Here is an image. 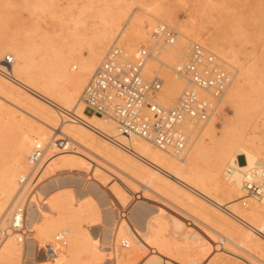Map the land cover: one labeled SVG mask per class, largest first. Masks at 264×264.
Wrapping results in <instances>:
<instances>
[{
    "label": "bare ground",
    "instance_id": "bare-ground-1",
    "mask_svg": "<svg viewBox=\"0 0 264 264\" xmlns=\"http://www.w3.org/2000/svg\"><path fill=\"white\" fill-rule=\"evenodd\" d=\"M133 1L135 2V0ZM139 1H136V3ZM158 1L152 0L148 4L139 2L140 9L137 8L142 11V14L148 16L147 18H143L145 16L142 15H130L129 8H115L106 18L103 12L101 18L102 16L104 18H99L102 20L101 27L97 25L99 28L92 32H84L85 29L75 32V42H65L67 45L65 44L63 47L61 45L52 46L51 43L54 41L51 39L52 42H49L51 45L45 43L46 45L39 46L40 48H37L38 45L35 46V41L31 42L30 39L20 41L10 38L6 41L7 38H5V41L0 43V59L6 58L8 53H11L14 58V63L8 68L12 78L0 74V96L10 104L12 103V105L14 104L22 109V112H27L40 121H33L32 123L25 119L27 121L20 122L18 135H14L16 132L12 133L15 136L14 141L11 140L13 146L12 144L11 147L9 144L7 146L9 149L12 148V151L9 155L11 159L7 156L10 160L6 161L4 159L6 162L4 161L3 166H0L2 167L0 169V226L4 227L9 219L10 210L19 188V181L29 169V156L32 149L37 143L46 144L47 147L46 157L38 170V178L36 179V181L41 179L39 180L41 182H38L41 186L37 191H33L35 192L34 195L31 193V201L27 206L25 221L30 233L26 238L25 246L23 247V244L17 242L16 237L7 238L0 244V264H139L141 262H143L142 264H219L218 258L222 256H220V253L235 254L237 250L234 251L233 248H238L250 256V258L246 257V261H242L245 264H264V144L258 142L259 140L246 130L252 119H256V117L251 114L252 118L249 112L251 111L249 110L250 106L254 105L252 104L253 98L250 99L251 102L249 101L248 104L247 101H244V103L243 99H247L246 95L249 94H246L244 98L242 96L245 84L247 86L250 84L251 91H257V85L260 81L263 82V79L260 80L263 76L259 77L257 71L252 69L253 67L250 68L252 65L249 67L248 64L247 68L241 67L240 64L236 66V73H233L234 77L226 94V100L232 104L230 106H233V114L229 117L226 116L227 119H223L225 121L222 120V116L223 123L220 131L216 125L217 111L201 127L202 136L207 137L209 142H206L205 138L198 140L196 139L197 136L196 138L193 137L200 132V129H192L189 144H186L179 155L163 152L140 138L126 137L120 134L117 125L110 118L101 117L94 113L86 114L87 111L81 101L84 87L102 62L115 36H120V44L128 57L130 54L134 56L137 51L135 48L141 42L151 41V39H147L148 35L152 33L151 30L161 29L162 31L169 28L162 25L161 22L159 23L162 26L155 25L154 20L177 21L174 14L169 11L170 8L168 9L167 6L163 5L165 1L162 3V0ZM119 3V7H122V4ZM196 3L198 2L196 1ZM203 8L205 10V7H201V9L192 7L190 19L186 22H177L176 25L181 31L178 30V32L173 29L178 33L177 42L174 45L163 43L155 45V58L148 61L144 68L146 77L162 72L164 85L158 94V98L160 104L166 107L173 106L176 103L185 87L184 82L170 72H173L174 65L186 61V58L183 60L184 54L186 57L189 55V50L188 53L187 50L185 52L181 45L187 49L189 44L206 39L211 51L221 53L223 59L226 57L234 63V55L237 56L235 54L237 51L233 52L235 49L232 50L228 47V52V48L223 50L217 46L214 38L217 29H211L212 24L216 23L211 16L206 14L209 8L205 10L206 12ZM44 9L41 10L45 12ZM46 9L48 10V8ZM109 9L111 8L107 10ZM64 12L61 15V12H59L61 18ZM69 12L71 15L73 11L69 10ZM101 12L98 13L101 14ZM35 13L33 12V14ZM56 13L54 11L55 15ZM95 14L93 15L95 16ZM93 15L92 17H94ZM1 17L4 19L5 16ZM51 19L49 21L52 22ZM145 19L150 23L149 26L144 25ZM77 21L74 19V24H77L76 27L80 25L75 23ZM235 23L237 24V22ZM209 24L212 26L209 27ZM81 25L83 26V24ZM232 26L231 28L234 29ZM50 27L52 29V26ZM146 27L151 28V33L146 30ZM257 27H260V25ZM257 27L255 24L254 29L258 30ZM51 29H49V32ZM73 29L76 30V28ZM34 30L32 31L37 35L40 33H38V29L34 28ZM117 31L119 32L116 33ZM46 32L45 34H47ZM49 32L44 38L46 42L49 41L48 38H51L48 35L53 38L59 35L53 36L55 33L52 32L51 35V32ZM30 33L26 35L30 36ZM64 34L67 33L64 32ZM74 35L72 34V36ZM250 35H252V32ZM262 35L260 34V36ZM221 37L223 39V36ZM31 38H33L32 40L35 39V37ZM36 38H39V35ZM60 38L63 39V36ZM60 38H57V40L59 44H63V42L60 43ZM65 38L66 36H64ZM241 38L248 40L247 37ZM69 39L67 40L69 41ZM254 39H257L255 34ZM43 41L40 40V43ZM254 41H256L255 45L260 43V39ZM254 41H252V44ZM262 41L264 43V40ZM145 42L144 44H146ZM230 43L229 41V45ZM79 44L89 46L87 55L81 54L83 53V50L80 51L82 46H79V50L78 47L76 48V45ZM258 51L261 52V50ZM254 59H257V57H254ZM71 61L78 64L79 70L74 71L73 65L70 64ZM255 62L256 60H254ZM241 65L243 66V64ZM255 68L257 67L255 66ZM261 68L264 70V66ZM261 68L259 73L262 71ZM248 88L250 87L248 86L246 89L248 90ZM252 94L254 93L252 92ZM255 94L258 95L259 93ZM250 96L247 97L250 98ZM257 97H255V101ZM261 97L260 99H262ZM260 99L257 101L261 102ZM2 102V104H7L4 101ZM2 104L0 105L2 106ZM256 108L258 110L259 105ZM10 109L9 111H12L13 107ZM253 109L255 110L254 107ZM2 111L4 114V109ZM21 111L17 110L19 115ZM251 112L255 113L256 111ZM4 118L8 117L5 116ZM4 118H1L3 120L0 121H4ZM30 118L32 119V117ZM60 120L61 123H59ZM255 126L254 121V129L257 127ZM4 127H6L5 124ZM9 128H12V126ZM8 133L11 134V131ZM192 137L195 139L190 142ZM66 138L70 139L75 145L77 144V147L72 148L71 144L62 149H56L55 142ZM4 143L1 146L5 148ZM6 143H10L9 140ZM93 156L99 161H96ZM92 161H95L99 166L92 164ZM90 168L93 171L92 177L94 180L90 181L91 179L89 180L87 178L89 176L86 175L89 183L85 184L83 173ZM104 168L115 170L118 172L117 176L120 174L118 178L121 182L115 181L116 179L113 178L115 182L108 190L121 205L127 201L131 194L142 191V196L137 195L135 198L131 196L132 202L129 208L126 206L128 208L126 209L127 213L133 204L140 203L147 206L144 215L139 219L140 221L133 223L126 216L127 219L122 218L123 220H120L116 226L115 223L108 222L110 217L115 220L113 217L115 210L112 209L113 207H108L109 203L113 201L107 202L109 195L99 184V182L102 184V181L104 183L109 176H112ZM101 170L104 174L98 178L97 173ZM40 177H44V179L42 180ZM249 183H253L259 188V194H248ZM143 192L151 196L154 194L153 196L158 197L162 203L158 205L151 204L145 200L149 196L143 195ZM40 196H42V200ZM243 197L248 198L250 201V206L247 209L239 207V199ZM187 217L196 221L200 227L193 221L192 223L187 222ZM133 218L136 219L134 215ZM102 223L105 224L101 228L103 238L101 237L102 241L99 242V237H94L89 228ZM109 225H113L115 228L109 229L106 227ZM64 231L67 232L69 245L62 249L57 258L48 259L43 257V254L39 255L40 257H35L36 247L48 244L49 242H46L48 237L53 238L56 234ZM53 233L56 234L53 235ZM216 238H219L218 241ZM221 241L223 245L226 243L227 246L217 247V244ZM119 242H127L128 247L131 246V249L127 251L118 250L116 244ZM107 249L111 250L107 251ZM148 250H150L151 255L143 260L142 258ZM125 252L127 255L124 257ZM235 261H230L229 264H239L241 260H238V263Z\"/></svg>",
    "mask_w": 264,
    "mask_h": 264
},
{
    "label": "built area",
    "instance_id": "built-area-1",
    "mask_svg": "<svg viewBox=\"0 0 264 264\" xmlns=\"http://www.w3.org/2000/svg\"><path fill=\"white\" fill-rule=\"evenodd\" d=\"M151 35V34H150ZM152 45L139 44L135 59H130L117 36L102 62L84 87L81 101L89 114L112 119L120 134L137 137L157 149L179 155L188 143L191 132L199 130L219 110L233 80L232 68L227 62L200 43H192L185 62L173 69L185 87L173 106L159 102L158 94L164 84L158 73L146 77L144 68L155 58V45H174L178 33L165 28L156 29ZM14 63L13 56L4 59L0 74L12 78L8 68ZM3 67V69H2ZM70 143V144H69ZM71 145L70 141L55 142L57 149ZM47 154V147L37 143L29 156V170L20 179L19 188L4 227L0 226V244L9 237L25 243L30 233L26 225V213L36 176ZM259 188L248 184V194H259ZM247 204L243 201V205ZM67 245V232L56 234L51 242L38 247L48 259L59 256ZM128 247L127 242L122 243Z\"/></svg>",
    "mask_w": 264,
    "mask_h": 264
},
{
    "label": "rangeland",
    "instance_id": "rangeland-1",
    "mask_svg": "<svg viewBox=\"0 0 264 264\" xmlns=\"http://www.w3.org/2000/svg\"><path fill=\"white\" fill-rule=\"evenodd\" d=\"M136 1H139V0H135V2L133 1V0H0V15L1 16H5L4 17V19L0 16V43L1 42H4L5 40L7 41V40H10V38H15V39H18V40H26V41H28L29 39L31 40V42L33 41H35V46L37 47V45H38V47L37 48H40L39 46H43L45 43L48 45V43L50 42H52V41H54V42H52L51 44H53L52 46H54V47H56V46H60L61 45V47H63L66 43L65 42H68V43H73V42H75V35H74V33L75 32H80V31H82V30H84V32H86V31H89V32H92V31H94V30H96V29H98L99 27L97 26V25H99L100 27H101V24H102V20L101 19H103L104 18V16H105V18L108 16V14L110 13H112L114 10H115V8L117 9V8H129L130 9V12H128V13H130V15H134V16H137V15H142V16H145V17H143V18H147L148 16H146V15H144V14H142V11L141 10H139L140 9V7H139V2H142V4H148V3H150V1H152V0H145V2L143 3V1L144 0H140L139 2H137L136 3ZM154 1H156V0H154ZM158 1V0H157ZM161 1V0H160ZM163 1H165V2H163ZM196 1L198 2V3H200V4H198V3H196ZM35 2V3H34ZM38 4H37V3ZM120 2V3H119ZM133 2V3H132ZM159 2V1H158ZM165 3V4H163L164 6H167V8L169 9L170 8V12H172L173 14H174V16H175V18H176V20L177 21H173V22H168V21H166V20H164V19H159V21H157V20H154V24L155 25H160V26H162V25H165V26H168L170 29L172 28V29H174L175 31H178L179 29H178V26L176 25L177 24V22L179 21V22H186V21H188L189 19H190V16H191V9H192V7L193 8H196V7H199V9H201V7H205V10L207 9V8H209V9H207V12L204 10V8H203V10H204V12H206V14H207V16L209 15V16H211L212 18H213V20H214V22L216 23V24H209V27H211V29H213V30H216V32H215V36H214V38H215V40H216V43H217V46H219V48L221 49H223V50H225V48L227 49L228 47L229 48H231L232 50L233 49H235L233 52H235V51H237V52H235V54H237V56H235L234 55V57H235V61H234V63L231 61V60H229V59H227L226 57H224V59L222 58V54L220 53L219 54V52H216V51H212L213 53H215L218 57H220L221 59H223V60H225L226 62H227V64H229V66L232 68V73H236V71H235V69H236V66L237 65H239L240 64V66L241 67H243V68H247L246 66L248 65L250 68H252V69H255V71H257V75L260 77V76H263L262 78H260V80L261 79H263V82L261 83V81H260V83H261V85H260V83L257 85V91H251L252 90V88H251V86H250V84H248V86L250 87V88H248V90L246 89L248 86H247V84H245L244 85V88H243V90H242V96H243V98L245 97V95L246 94H249V95H246V98L247 99H243V102L244 101H247L248 102V104H249V101H250V99H252V104H254L253 106H250L251 108L249 109V110H251V111H256L257 112V114H256V112L255 113H252L251 111H249L250 112V116L253 118V116L251 115V114H254V116L256 117V119H252V121H251V123L249 124V127L247 128L246 127V130L248 131V133H250L252 136H254V137H256V139L257 140H259L258 142H261V143H263L264 144V102H262V101H264V72L262 73V71H264L263 70V68H261V67H263L264 66V51H263V54H262V50H264V43H263V41L262 40H264V34L262 35V33H264V0H162L161 1V3ZM118 3L121 5L122 4V7H119V5H118ZM130 3H132V4H130ZM136 3V4H135ZM41 4V5H40ZM196 4H197V6H196ZM37 5V6H36ZM42 5H44V6H42ZM45 5H46V7H45ZM52 5V6H51ZM133 5V6H132ZM137 5V6H136ZM124 6V7H123ZM171 6V7H170ZM45 9H44V8ZM54 7V8H53ZM139 9H138V8ZM44 9V11L45 12H43V10H41V9ZM46 8H48V10L46 9ZM50 8H52L51 10H50ZM63 10H62V9ZM65 8H66V10H65ZM68 8V9H67ZM79 8V9H78ZM83 8V9H82ZM86 9V11H85V9ZM92 9L91 11H90V9ZM108 8H111V9H109V10H107ZM134 8V9H133ZM35 9V10H34ZM39 9H40V11H39ZM54 9H58L59 10V12H61L60 13V15L64 12V15H63V17L61 18V16L59 15V12H57L58 10H54ZM81 9V10H80ZM136 9V10H135ZM211 9V10H210ZM38 10V11H37ZM60 10H62V11H60ZM69 10L71 11H73L72 13H71V15H70V12H69ZM79 10V11H78ZM83 10V11H82ZM96 10V11H95ZM113 10V11H112ZM221 10V11H220ZM35 11H36V13H35ZM42 11V12H41ZM48 11V12H47ZM54 11H55V13H56V15L54 14ZM92 13H90V12ZM94 13H93V12ZM102 11V12H101ZM109 11V12H108ZM129 11V10H128ZM210 11V12H209ZM33 12L35 13V14H33ZM67 12V13H66ZM80 12H86V13H83V14H81ZM95 12H97L96 14L97 15H99V16H97L96 14H95ZM101 12V14H99V13ZM104 12V16H102V18H101V15H103L102 13ZM107 12V13H106ZM132 12H134L133 14H132ZM139 12H141V13H139ZM46 13V14H45ZM47 13H49V14H51V15H49V14H47ZM66 13V14H65ZM79 13V14H78ZM212 13H213V15H212ZM38 14H39V16H38ZM53 14H54V16H53ZM93 14H95V16L93 15ZM107 14V15H106ZM70 15V16H69ZM81 15V16H80ZM87 15V16H86ZM92 15L94 16V17H92ZM48 16V17H47ZM56 16V17H55ZM50 17H52L53 19H51ZM57 17H60L59 19L57 18ZM97 17V18H96ZM38 18V19H37ZM51 20H53L52 22L51 21H49L50 19ZM57 18V20H55ZM78 18V19H77ZM81 18V19H80ZM99 18H101V19H99ZM218 18H220V19H218ZM49 19V20H48ZM74 19L77 21V20H79V21H77V22H75V23H78V24H80V25H78L79 26V28H78V26L76 27V25L74 24ZM98 19V20H97ZM224 21H223V20ZM58 20H60L59 22H58ZM65 20V21H64ZM101 20V22L99 23V21ZM146 20V19H145ZM161 20V21H160ZM219 20V21H218ZM221 20V21H220ZM61 21H62V23H61ZM80 21H81V23H80ZM148 20H146V22L144 23V25L145 26H149L150 25V23L149 22H147ZM219 23H217V22ZM3 22V23H2ZM48 22H50L51 23V25H50V23L49 24H47ZM65 22V23H64ZM98 22V23H97ZM159 22H161L162 23V25H161V23H159ZM235 22H237V24L235 23ZM239 22V23H238ZM240 22H241V24H240ZM36 23H37V25H36ZM149 23V24H148ZM244 23V24H243ZM256 24V27L257 26H259L260 25V27H257L258 28V30H256V28L254 29V27H255V24ZM47 24V25H46ZM67 24V25H66ZM81 24H83V26L81 25ZM233 24H236L235 26L233 25ZM240 24V25H239ZM243 24V25H242ZM246 24V26H244ZM44 25H46V26H44ZM52 26V29H51V27L50 26ZM71 26V27H73L74 25V27L73 28H76V30H79V31H76L75 29H73V28H71V27H69V26ZM218 25H221V26H218ZM233 25V26H232ZM238 25L240 26V28L238 27ZM253 25V26H252ZM30 26V27H29ZM61 26H63V27H61ZM67 26V27H66ZM97 26V27H96ZM218 26V27H217ZM231 26L235 29H232L231 28ZM252 26V27H251ZM31 28V29H29V28ZM45 27V28H44ZM49 27V28H48ZM61 27V28H60ZM69 27V28H68ZM84 27V28H83ZM93 27H95V28H93ZM151 27V26H150ZM214 27V28H213ZM237 27H238V29H237ZM245 27V28H244ZM250 27V28H249ZM263 27V28H262ZM34 28L35 29H38V35H39V38H36V37H38V35H37V33H35L34 31ZM65 28H66V30H65ZM71 28V29H70ZM152 29H153V27H151ZM151 28H149V27H146V30H149V33H151V31H152V33L155 31V29H153V30H151L150 31V29ZM249 30H248V29ZM27 29H28V31H27ZM49 29H51V33L49 32ZM62 29V30H61ZM69 29V30H68ZM72 29H73V31H72ZM87 29V30H86ZM241 29V30H240ZM242 29H244V30H242ZM245 29H246V32H245ZM261 31H260V30ZM29 30H31V31H29ZM32 30H34V31H32ZM54 30V31H53ZM58 32H56V31ZM64 30V31H63ZM91 30V31H90ZM158 30H160L161 31V29H158ZM237 30H238V32H237ZM37 31V30H36ZM47 31V32H46ZM60 31V32H59ZM180 31V30H179ZM178 31V32H179ZM219 31V32H218ZM234 31V32H233ZM239 31H240V34H239ZM241 31H244V32H242L241 33ZM250 31V32H249ZM253 31H254V33H253ZM259 31V32H258ZM263 31V32H262ZM31 32V33H30ZM44 33V35H43V33ZM45 32L48 34V32L52 35L53 33L52 32H54L55 34H53V36H55L56 34H59V35H56L57 37L54 39L52 36H50V35H48L49 37H51V38H48V40L49 41H45L44 40V38H46V35L47 34H45ZM64 32L65 33H67L66 35L64 34ZM73 32V33H72ZM119 31H117L116 33H118ZM181 32V31H180ZM236 32V33H235ZM251 32H252V35H250L251 34ZM28 33H30V36L31 37H35V39H37V40H32L33 38H31L29 35L27 36L26 34H28ZM42 33V34H41ZM70 33V34H69ZM152 33H151V35H152ZM237 33H238V35H237ZM256 33H258V34H256ZM34 34V36H32V35ZM40 34H41V36H44V37H41L40 36ZM62 34V35H61ZM70 36H69V35ZM72 34L74 35V36H72ZM219 34V35H218ZM243 34H245V35H243ZM247 34V35H246ZM254 34H255V38H257V39H254ZM260 34L263 36H260ZM68 35V36H67ZM116 35V34H115ZM242 35V36H241ZM26 36H27V38H26ZM59 36V37H58ZM63 36V39H61L60 37H62ZM64 36H66V40L68 39V38H70L69 39V41L67 40H65L64 39ZM72 36V37H71ZM117 36V35H116ZM116 36H115V38H116ZM221 36H223V39H222V37ZM247 37V39L248 40H245V39H242L241 37H243V38H246ZM248 36H250V37H248ZM257 36H259V37H257ZM41 37V38H40ZM150 37V38H149ZM5 38H7V39H5ZM57 38L59 39L60 38V43L61 42H63V44H59V41L57 40ZM205 38V37H204ZM226 38V39H225ZM250 38V39H249ZM252 38H253V40H252ZM260 39V41H259V39ZM263 38V39H262ZM2 39H3V41H2ZM5 39V40H4ZM52 41H51V40ZM72 39V40H71ZM147 39H151V41L150 40H146V42L145 41H143V42H141L140 44H144V42L146 43V45H152V42H153V40H152V37L150 36V34L148 35V38ZM229 39H231V40H229ZM23 40V41H24ZM40 40L41 41H43L42 43H40ZM55 40H57V41H55ZM62 40H64V41H62ZM205 40V41H204ZM226 40V41H225ZM254 41V40H257V41H259L260 43H256V45H259V46H256L255 45V42L256 41H254V46H256V47H254L253 46V44H252V41ZM114 41V40H113ZM194 41H196L195 39H194ZM229 41L231 42L230 43V45H229ZM30 42V41H29ZM39 42V43H38ZM186 42V41H185ZM196 42H198V43H200V44H202L203 46H205V47H207L208 49H210V46H209V44H208V41L206 40V39H203L202 41H200V40H198V41H196ZM38 43V44H37ZM49 43V44H50ZM55 43H58L57 45L55 44ZM34 44V43H33ZM45 44V45H46ZM50 44V45H51ZM262 44V45H261ZM67 45V44H66ZM85 45L86 44H84L83 46L81 45V44H79V45H76V48L79 50L80 49V47L82 46V49H80V51H82L83 53H81L82 55H87L88 54V50H89V46L88 45H86V48H85ZM227 45V46H226ZM80 46V47H79ZM189 47V49L187 48L186 49V47H184V46H182L181 45V47L182 48H184V50H185V52H186V50H187V53H188V50H189V52H190V48H191V44H189L188 45ZM231 46V47H230ZM234 46V47H233ZM260 46H261V48H260ZM84 47V48H83ZM138 47V46H137ZM137 47L135 48L136 50H137ZM224 47V48H223ZM236 47V48H235ZM42 48V47H41ZM229 48L227 49V51L229 50ZM256 50H255V49ZM258 48H260V49H258ZM211 50V49H210ZM258 50H261V52L260 51H258ZM257 51V52H256ZM87 52V53H86ZM229 52V51H228ZM260 53H261V55H260ZM220 55V56H219ZM8 56H13L11 53H8ZM135 56H136V52H135V54H134V56L133 55H131L130 54V56H129V58L130 59H135ZM253 56V57H252ZM263 56V57H262ZM188 57V56H187ZM187 57H186V55L184 54V58H183V60L186 58L187 59ZM254 57L256 58L257 57V59H254ZM261 58V60H260V58ZM236 58H237V60H236ZM4 57L3 58H1L0 60V66H3L4 65ZM3 60V61H2ZM250 60V61H249ZM253 60V61H252ZM254 60H256V62L254 63ZM258 60H260V61H258ZM230 62V63H229ZM238 63V64H236V63ZM74 63V64H73ZM76 62L75 61H71V63L70 64H72L71 66H72V68H74V71H77V70H79V66H78V64H75ZM246 63V64H245ZM256 64L255 66L257 67V68H255V66H254V64ZM258 63V64H257ZM180 63H178V64H176L177 66L179 65ZM182 64V63H181ZM241 64H243V66L241 65ZM176 65H174L175 67H176ZM259 65V66H258ZM263 65V66H262ZM78 66V67H77ZM233 66V67H232ZM77 67V68H76ZM174 67V68H175ZM248 67V68H249ZM262 69V71H260V73H259V69ZM166 70V69H165ZM168 70V69H167ZM166 70V71H167ZM165 72V71H164ZM169 72V71H168ZM172 74H174V72H172V71H170ZM261 74V75H260ZM160 76H161V78L163 79V75H162V72H160V74H159ZM147 77H150V76H147ZM234 77V76H233ZM163 81H164V79H163ZM164 85V84H163ZM263 85V86H262ZM162 88H163V86H162ZM251 89V90H250ZM245 90V91H244ZM260 90H261V92H260ZM246 91H247V93H246ZM249 92V93H248ZM251 92V93H250ZM252 92L255 94V93H259L258 95L257 94H252ZM244 94V95H243ZM252 97H251V96ZM227 96V95H226ZM250 96V98H248V97ZM257 96H260L262 99H260V97H257ZM255 97H257L256 98V101H255ZM0 98H1V102H0V104H2L3 102L2 101H4L5 103H7V104H2V106L0 105V114H2V115H0V117L1 118H4L5 116L6 117H8V118H4V121H0V160H2V161H0L1 163H0V166H3V164H4V161L6 160V161H9L11 158V156H9V155H11V149H9L7 146H9L10 145V147H11V144H12V146H13V143H11L12 141H14V139H15V136H17L18 134V132H19V124H21L20 122H23L25 119H27L29 122H32L33 123V121L35 122V121H37V122H40L39 120H37L35 117H33V116H31V115H29L27 112H22L23 110L22 109H20V108H18L17 106H15L14 104L12 105V103L10 104V102H7V100L6 99H4V98H2L1 96H0ZM249 99V100H248ZM260 99V101L261 102H259V101H257V100H259ZM9 100V99H8ZM253 101H255L256 102V104H255V102H253ZM246 102V103H247ZM251 102V101H250ZM258 102V103H257ZM245 103V102H244ZM262 103V104H261ZM251 104V103H250ZM261 104V105H260ZM230 105H232V104H230L227 100H226V97H225V99H224V102H223V104L220 106V108H219V110H218V113H217V117H218V119L216 120V125H217V127H218V130L220 131V129L222 128L221 126H222V120L223 119H227V117H229L231 114H233V106H230ZM257 105V106H256ZM258 105H259V108H258V110H257V108L256 107H258ZM263 105V106H262ZM13 107V109H12V111H9V109L11 108V107ZM15 107V108H14ZM17 107V108H16ZM253 107L255 108V110L253 109ZM262 107V108H261ZM2 109H4V114H3V111H2ZM18 111H21V113H20V115H19V112H17V110ZM253 109V110H252ZM11 110V109H10ZM2 111V112H1ZM12 112V113H11ZM16 113V115H15V113ZM6 113V114H5ZM10 115H9V114ZM22 113H24V115L25 116H27V115H29V116H27V117H25L24 115H22ZM27 113V114H26ZM85 113V112H84ZM261 113V114H260ZM11 114H13L12 116H11ZM86 114H88V115H90L89 113H87L86 112ZM222 114V115H221ZM259 114H260V116H259ZM22 115V116H21ZM224 115H225V117H224ZM263 115V116H262ZM15 116V117H14ZM25 118H24V117ZM222 116H223V118H222ZM227 116V117H226ZM259 116V117H258ZM10 117V118H9ZM22 117V118H21ZM30 117H32V119L30 118ZM216 117V118H217ZM254 117V118H255ZM0 118V120H3V119H1ZM11 118H14L13 120L11 119ZM17 118H19V119H22V120H17ZM29 118H30V120H29ZM221 118H222V120H221ZM259 120H258V119ZM34 119V120H33ZM60 119V118H59ZM6 120V121H5ZM8 120V121H7ZM10 120V121H9ZM27 120H25V121H27ZM19 121V122H18ZM219 121V122H218ZM221 121V122H220ZM223 121H225V120H223ZM254 121H255V125L257 126H255L256 127V129H254ZM257 121V122H256ZM3 123V124H2ZM14 123V124H13ZM59 123H61V120L59 121ZM257 123V124H256ZM263 123V124H262ZM4 124H5V126L6 127H4ZM1 125H3L2 127H1ZM12 126V128H9V127H11ZM203 127V126H202ZM8 128H9V130H8ZM13 128H14V131H13ZM3 129V130H2ZM5 129H7V130H5ZM12 129V130H11ZM200 130V132L199 133H197L196 135H194L193 137H195L196 138V136H197V138L196 139H200V138H205V141L206 142H209V140H207L208 138L207 137H204V136H202L203 134L201 133V128H199ZM203 129V128H202ZM11 131V134L10 133H8V132H10ZM18 131V132H17ZM5 132H7V133H5ZM15 133L14 135L15 136H13L12 135V133ZM53 132H55V131H53ZM52 133V132H51ZM58 133V132H57ZM5 134H7V135H5ZM53 134V133H52ZM9 135V137L7 138V136ZM256 135V136H255ZM13 136V137H12ZM11 137V138H10ZM191 138L192 140H190V142L191 141H193V139H195V138ZM3 138V139H2ZM3 141H2V140ZM6 140V141H5ZM8 140H9V142L10 143H6V142H8ZM12 140V141H11ZM65 140H67V141H70V139H68V138H66ZM201 140V139H200ZM6 144H5V143ZM34 142H37V141H34ZM71 142V141H70ZM205 142V143H206ZM2 143H4L3 145H5V148L3 147V146H1V144ZM9 144V145H8ZM71 147L72 148H75V147H77V144L75 145V143H73V142H71ZM187 144H189V141H188V143ZM207 144V143H206ZM44 145H46V144H44ZM1 147H3V148H1ZM7 147V148H6ZM3 149V150H2ZM57 149V148H56ZM80 150L82 149V148H79ZM6 152H5V151ZM4 152V154H3V152ZM10 158H8V157ZM8 158V159H7ZM93 158L96 160V161H99L96 157H94L93 156ZM5 159V160H4ZM5 161V162H6ZM28 163V162H27ZM92 164H95V165H98L99 166V164H97L95 161H92ZM2 167H0V169H1ZM106 168H104V170H105ZM29 170V169H28ZM89 171V172H88ZM88 171H84V173H83V178H84V181L86 182L85 184H87V183H89V180L90 181H92V180H94V178L92 177L93 176V171H91V168L88 170ZM108 174H110V175H112V176H109V178L107 179V180H105V182L103 183V181H102V184L99 182V184H100V186H101V188L103 189V190H105V191H107V195H109L108 197L109 198H107V199H109V200H107V202L108 201H113V202H111V203H109V206L108 207H113L112 209L113 210H115L114 212V215H113V217H114V219L116 220V222H115V220H113L112 219V217H110L108 220V222H113V224L115 223V226L116 225H118V223H119V221L120 220H126L127 219V217L126 216H128V218L130 219V221L131 222H133V223H136V222H138V220L142 217V215H144V213H145V209L147 208V206L146 205H142V204H140V203H137V204H133L131 207H130V209L128 210V213H127V210L126 209H128L129 208V206H130V204H131V202H132V197L133 198H135V196H137V195H139V196H142L141 194H142V191L140 190V192L139 193H134L133 195L131 194L129 197H128V199H127V201L123 204V205H121L120 203H118V201L115 199V197L111 194V192L108 190L109 188H111L110 186L111 185H113L114 184V182L115 181H119V182H121V180H120V178H118V177H120L119 175L117 176V173L118 172H116L115 170H111V168L110 169H106L105 170ZM114 171V172H113ZM28 172V171H27ZM27 172H25V173H27ZM89 174H88V173ZM92 173V174H91ZM116 173V174H115ZM91 174V175H90ZM103 174H104V172L101 170L99 173H97V177L98 178H100V177H102L103 176ZM85 175V176H84ZM89 176V177H87V176ZM38 176H36V178H37ZM89 179H87V178ZM40 178H42V180L44 179V177H40ZM93 178V179H92ZM116 179L115 181H114V179ZM86 179V180H85ZM39 180H41V179H39ZM36 181L35 182V184H34V186H36L37 185V187L36 188H34V190L33 191H37L38 189H39V187L41 186V184H39L38 182H41V181ZM88 181V182H87ZM108 186V187H107ZM139 189H142V188H140V187H138ZM72 189V188H71ZM109 192V193H108ZM33 193V195L35 194V192H32ZM144 194L143 195H145V196H149V198L148 199H145L146 201H148V202H150L151 204H159V203H162L161 202V200L158 198V197H156V196H153L154 194H152V196L151 195H149V194H147L146 192H143ZM113 196V197H112ZM132 196V197H131ZM41 197V200L43 199L42 198V196H40ZM153 199V200H152ZM243 201H246L247 202V204L244 206L243 205ZM117 202V203H116ZM249 200H248V198H246V197H243V198H240L239 199V207L240 208H242L243 207V209H247L249 206H250V204H249ZM126 204V205H125ZM116 206L115 208H114V206ZM136 205V206H135ZM128 208H127V207ZM134 206V207H133ZM142 207H145V208H142ZM138 210V211H137ZM143 211V212H142ZM138 212V213H137ZM124 213V214H123ZM117 214V215H116ZM119 214V215H118ZM132 214V215H131ZM133 215L136 217V219L135 218H133ZM117 216H118V218H117ZM130 216V217H129ZM123 218V219H122ZM188 219H187V222H190V223H192V221H193V223H196V225H198L197 224V222L196 221H194V220H192V218H190V217H187ZM140 221V220H139ZM110 222V223H111ZM105 225V224H104ZM104 225H103V223L101 224V225H97V226H92V227H90L89 228V230L92 232V234L94 235V237H97L98 238V241L100 242V241H102V238H103V234H102V227H104ZM111 226V227H110ZM115 226L113 227V225H109V226H106V227H108L109 229H111V228H115ZM194 226V225H193ZM199 227H200V225H198ZM203 226H201V228H202ZM195 228H196V226H195ZM202 229H204V228H202ZM56 233H53V235H55ZM96 234V235H95ZM34 235L37 237V235L34 233ZM101 235V236H100ZM102 237V238H101ZM38 238V237H37ZM54 238V237H53ZM53 238L52 237H48L47 238V240H46V242L48 241V242H51L52 240H53ZM217 239V241H218V239L219 238H216ZM38 240H39V238H38ZM50 240V241H49ZM120 243V244H119ZM119 243H117L116 244V246H117V248H118V250L119 249H121V250H123V251H127V250H129V249H131V246H129L128 248L127 247H123L122 246V242H119ZM220 243V244H219ZM217 245V247H225V246H227V244L225 245H223V242L221 241V242H219ZM21 244H23L22 246L24 247L25 246V243H21ZM109 244V243H108ZM108 244H104V245H108ZM69 245V241L67 240V245L65 246V247H67ZM110 245V244H109ZM223 245V246H222ZM43 245H39V247H42ZM37 249L35 250V253H36V255H35V257L37 258V257H40L39 255H42L39 251H37L38 250V247H36ZM111 249H107V251H110ZM233 250L235 251V250H237V251H235V254L233 253H228V255H226L227 253H225V252H221L220 253V256L221 257H219V258H222V259H219L218 258V261H220V263L219 264H229L230 263V261L232 262V261H237V263H238V260H241L240 261V263L239 264H245L244 262H242V261H246L245 259H246V257L247 258H250V256H248L245 252H243L242 250H240V249H238V248H233ZM147 252V253H146ZM145 252V256L142 258L143 260H145L149 255H151V252H150V250H148V251H146ZM223 253V254H222ZM225 253V254H224ZM239 253V254H238ZM125 255H127V253L125 252V254H124V257H125ZM245 255H247V256H245ZM224 256V257H223ZM245 256V257H244ZM43 257H45L44 255H43ZM232 257V258H231ZM235 257V258H234ZM46 258V257H45ZM105 258H107V256H105ZM228 259V260H227ZM238 259V260H237ZM106 260V259H105ZM142 260V261H143ZM223 261V262H222ZM235 261V262H236ZM228 262V263H227ZM242 262V263H241ZM143 262H141V263H139V264H142ZM207 263V262H206ZM175 264H178V263H175Z\"/></svg>",
    "mask_w": 264,
    "mask_h": 264
}]
</instances>
